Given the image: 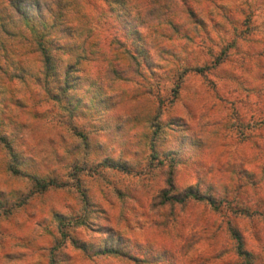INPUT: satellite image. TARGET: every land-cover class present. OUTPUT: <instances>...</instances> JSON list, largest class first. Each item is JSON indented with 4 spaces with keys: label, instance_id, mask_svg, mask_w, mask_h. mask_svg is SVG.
I'll use <instances>...</instances> for the list:
<instances>
[{
    "label": "clouds",
    "instance_id": "1",
    "mask_svg": "<svg viewBox=\"0 0 264 264\" xmlns=\"http://www.w3.org/2000/svg\"><path fill=\"white\" fill-rule=\"evenodd\" d=\"M0 264H264V0H0Z\"/></svg>",
    "mask_w": 264,
    "mask_h": 264
}]
</instances>
